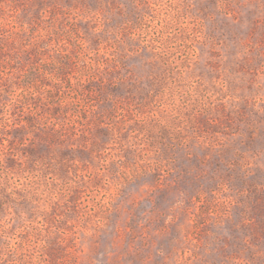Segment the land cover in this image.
<instances>
[{
    "label": "rangeland",
    "instance_id": "obj_1",
    "mask_svg": "<svg viewBox=\"0 0 264 264\" xmlns=\"http://www.w3.org/2000/svg\"><path fill=\"white\" fill-rule=\"evenodd\" d=\"M9 76L0 264H264V0H0Z\"/></svg>",
    "mask_w": 264,
    "mask_h": 264
},
{
    "label": "trees",
    "instance_id": "obj_2",
    "mask_svg": "<svg viewBox=\"0 0 264 264\" xmlns=\"http://www.w3.org/2000/svg\"><path fill=\"white\" fill-rule=\"evenodd\" d=\"M22 27H24L22 25ZM25 32V29L23 30ZM15 33V32H14ZM41 39V40H40ZM26 41L24 44H25V59H29L31 56L33 55H36L37 52H39V50L37 49L40 45V43L43 42V39L40 37L38 39H32V36L28 35L26 36L25 40ZM14 44H15V35H13L12 33L10 34V36L7 37L6 41H5V44H4V47H7L8 49L6 50L5 54L8 55V61L13 58L14 54H13V51H15V47H14ZM19 45L23 46V43L20 42ZM35 50L34 53H32V51ZM38 55V53H37ZM10 63V62H9ZM11 64V63H10ZM11 68H13V65L11 64ZM11 75V74H10ZM31 80L34 81V83L37 81H40L42 82V78H38L37 76H34L32 75L31 77ZM5 81H9V83H13V84H16L15 82L12 81L11 77L9 76L8 79H0V86L3 85V82ZM29 83V82H28ZM31 84V83H30ZM37 84V83H36ZM27 86V89L25 91V94H24V97L22 99V101L24 102V104H28V101L31 100V99H34V92H30V90H28V88L30 87L29 84L26 85ZM35 118H32L31 120L29 118L26 119V121H29L27 123H29L30 125H32V127L35 126V122H34ZM14 136V134H13ZM10 162L14 163L15 160H14V155H12L10 157Z\"/></svg>",
    "mask_w": 264,
    "mask_h": 264
}]
</instances>
